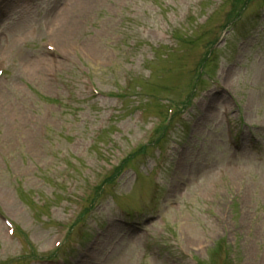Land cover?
I'll use <instances>...</instances> for the list:
<instances>
[{
    "label": "rangeland",
    "instance_id": "obj_1",
    "mask_svg": "<svg viewBox=\"0 0 264 264\" xmlns=\"http://www.w3.org/2000/svg\"><path fill=\"white\" fill-rule=\"evenodd\" d=\"M233 1L0 0V264H264V0Z\"/></svg>",
    "mask_w": 264,
    "mask_h": 264
},
{
    "label": "bare ground",
    "instance_id": "obj_2",
    "mask_svg": "<svg viewBox=\"0 0 264 264\" xmlns=\"http://www.w3.org/2000/svg\"><path fill=\"white\" fill-rule=\"evenodd\" d=\"M81 14H82V11H80L78 7H76V10L73 9L72 11L66 12L65 14L61 13V11L58 10L54 19L56 18L58 20L56 24H58L59 26V32L62 31L61 32L62 37L66 34L69 35L71 33L72 27L76 24V19L78 20V16H80ZM75 15H76V18H75ZM0 29H1V25H0ZM2 34H4V32H1L0 36ZM59 48L60 50L65 51V46L63 43L59 44ZM47 64H49L48 57H46L44 61L39 63V66H38V69L40 70L39 73L44 72V69L47 66ZM88 260H91V255L88 257Z\"/></svg>",
    "mask_w": 264,
    "mask_h": 264
}]
</instances>
